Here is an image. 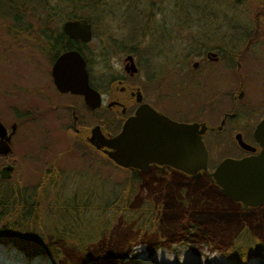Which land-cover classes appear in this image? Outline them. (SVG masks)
Here are the masks:
<instances>
[{
	"label": "flooded vegetation",
	"instance_id": "1",
	"mask_svg": "<svg viewBox=\"0 0 264 264\" xmlns=\"http://www.w3.org/2000/svg\"><path fill=\"white\" fill-rule=\"evenodd\" d=\"M251 1L245 5L255 10L249 13V19L231 25V20L226 21V12L220 3L210 11H203L199 7L184 9L182 0H114L115 8L111 13L107 12L113 16V24L121 26L125 15H136L138 37L128 46L114 38L117 41L114 50H125L126 54H87L93 36V22L98 19L96 7L105 3L93 1L89 5L90 15L70 13L61 21L60 27L65 20L85 19L90 26V39H73L81 44L80 48H72L80 54L69 56L54 71L59 80L78 76L80 62L75 56L78 55L86 75V85L93 94L87 93L86 99L83 94L56 87L52 68L61 54H31L30 64L37 76L29 87H18L17 97L22 98L19 115H28L45 130L55 131L53 139L62 132L68 146L61 153L67 161L73 160L76 164L80 163L78 154L83 160L92 154L105 155L99 138L115 135L123 121L134 116L142 105L174 123L197 124L198 128L204 125L200 135L206 150L204 170L190 175L167 164L156 163H148L143 171L136 170L149 175L151 182L158 185H166L167 174H170L171 181L181 183L185 179L212 180L211 172L222 159H241L261 151L253 132L264 117V79L259 82L256 75L249 73L246 56L251 52V46L257 43L256 37L264 35V0ZM254 1L261 4L255 6ZM149 22H155V30L166 37L169 54L129 53H139L142 49L136 47L135 42L143 34L149 37ZM140 24L146 27L142 28ZM232 27H237V30ZM232 29L241 36L240 50H230ZM184 32L187 33L186 37ZM260 42L264 43V39ZM183 43L190 44L189 50L183 51ZM107 61L108 74L104 81L102 66ZM224 68H227V74L232 69L239 78L237 86H228V89L222 87V80L226 76L225 70L223 75ZM38 76H42L41 81ZM38 81L40 83L37 84ZM143 119L144 126H139L138 133L143 131L147 145V139L154 140L161 127L147 116ZM14 123L16 130L17 123ZM9 125L4 126L6 132ZM166 128L164 125L163 131L168 137L164 139L165 145L172 144L177 150L173 135ZM13 134L10 137L11 149ZM221 136H231L232 140L224 144L225 152L211 164L212 148L209 145L213 147L214 140ZM9 154L4 155L3 159ZM6 163L11 164L8 160H5ZM80 164L85 165L83 162Z\"/></svg>",
	"mask_w": 264,
	"mask_h": 264
},
{
	"label": "trees",
	"instance_id": "2",
	"mask_svg": "<svg viewBox=\"0 0 264 264\" xmlns=\"http://www.w3.org/2000/svg\"><path fill=\"white\" fill-rule=\"evenodd\" d=\"M1 1L7 9L0 14L4 31L12 40L17 38L20 42L26 38L31 53L59 54L81 47L62 32L60 24L53 23L57 12L46 5L47 0ZM254 2L255 6L261 4ZM235 33L231 37L238 43ZM230 50L240 49L238 44L231 43ZM19 117L30 118L25 114ZM103 156L112 166L125 170L123 179L113 181L95 173L94 183L109 181V184L80 185L79 175L77 179L68 176L51 161L40 166L35 181L25 184L22 177L15 181L0 178V243H9L26 257L46 254L54 264H120L115 256L104 251L112 243L118 244L119 251H128L133 243L143 242L148 253L174 242L184 243L196 253L205 246L226 253L236 264L259 254L258 245L264 244V221L254 226L256 231L232 228L226 223V210L211 207L212 202L207 200L197 203L198 200L184 199L173 209L165 208L157 200L135 206L138 184L146 174L119 167ZM167 175L166 185L159 186L164 194L175 189L170 186L173 181L170 174ZM69 177L77 182L72 191L63 182ZM204 180L205 185H193V195L201 192L211 199L220 194L210 178ZM149 190L155 191L156 187ZM231 204L229 209L235 211Z\"/></svg>",
	"mask_w": 264,
	"mask_h": 264
},
{
	"label": "rangeland",
	"instance_id": "3",
	"mask_svg": "<svg viewBox=\"0 0 264 264\" xmlns=\"http://www.w3.org/2000/svg\"><path fill=\"white\" fill-rule=\"evenodd\" d=\"M64 1V2H63ZM47 0L46 5L56 11L54 15L53 23L60 24L67 15L70 13L83 12L90 15L89 5L90 3H104L96 7L98 19L93 22V36L88 44L87 54H126L125 50L115 51L114 44L117 41L122 42L125 45H131V41H134L138 37L137 29L139 22L134 14L125 15L121 21V26L113 24L112 14L108 15L115 8L114 0ZM182 0L184 9H193L199 7L203 11L212 10L213 6L216 7L217 3L221 4V8H224L226 12V21L231 20V25L239 24L241 21H247L249 19V13L255 11L254 8L247 5V0ZM237 1V2H235ZM63 2L61 5L60 3ZM68 3V5H66ZM189 3V4H187ZM57 7V8H56ZM6 7L0 0V14H4ZM111 11V12H110ZM102 12V14H100ZM109 12V13H107ZM0 15V121L6 127L11 122H16L19 117V109L21 104V97H17L18 87L20 85L30 86L33 80L36 78V70L31 66L30 59L32 58L31 47H27L28 43L26 38L19 40L16 38L12 40V36L4 31L1 25L3 16ZM204 20L206 18L204 17ZM141 27H146L140 24ZM156 29L155 22L148 23L149 37L145 34L135 42L136 47H142L140 52L131 51V54H169L170 48L166 43V37L159 33ZM235 30H231V36ZM183 35L186 37L187 33ZM236 37L241 42V36L239 32L235 33ZM114 38L117 40L115 42ZM257 43L251 46V52L246 56L247 66L250 67V74L256 75L258 81L264 79V43L260 42L263 37H256ZM235 40L230 38V43L238 44ZM242 43V42H241ZM190 48V44L183 43V51H187ZM241 49V48H240ZM107 62H104L102 66V77L106 80ZM223 75L226 76L222 80V87L228 89L230 87L237 86L239 78H236L233 70L231 69L227 74V68L222 69ZM225 70V71H224ZM251 75V76H253ZM41 81L42 76H38ZM216 75L214 76V78ZM36 82L37 84L40 82ZM264 81V80H263ZM262 82V81H261ZM14 88L17 92H14ZM248 92V91H247ZM20 120V117H19ZM44 126H39L35 120L31 118L20 120L18 129L13 134L12 139V152L3 159V155H0V167L8 160L13 170L8 180L15 181L19 177L23 178V182L26 184L29 181H35L40 171L42 164L51 161L56 164L63 173L68 176L74 175L80 185H98L102 187L104 184L108 185L109 181L98 183L92 181V176L98 174L104 176L113 181H120L124 178L126 172L117 167L112 166L99 154L88 155L85 160L78 154V160L83 164H76L73 160H66V156L62 154V149L68 146V140L66 136L60 132L53 139L56 134L55 131L50 129L45 130ZM41 135L40 139L39 136ZM44 137V139H43ZM231 136H221L214 140L213 147L209 145L211 149V164L223 155L224 144L231 141ZM79 146V145H78ZM209 148V149H210ZM81 152V151H80ZM79 152V153H80ZM75 155L76 152H71ZM31 160V161H30ZM105 163V166L103 165ZM80 164V167H79ZM92 166L89 168V166ZM96 166V167H95ZM95 172L93 173V170ZM96 168V169H95ZM91 171V173H90ZM93 173V174H92ZM149 175H144L140 184H138V192L134 196V205L142 206L143 201H151L154 203L156 200L161 202L165 208L173 209L178 207L184 199L190 201L206 200L210 203L211 207L221 208L226 213V223H230L232 228L250 229L256 231L254 226L264 221V204L256 207H250L249 209H242L239 204L234 203L225 194H223L216 186L220 194L214 198L204 196L201 192L192 194L193 185L206 184L203 179H185L181 182L171 183V187L175 188L167 194L161 193L162 189L156 182H151ZM63 182L67 184L68 191H72L73 184L77 183L71 177L65 179ZM93 183V184H92ZM146 184V185H145ZM175 184V185H174ZM144 185V186H143ZM151 187H156L155 191L149 190ZM155 199V200H154ZM232 203V204H231ZM234 203V205H233ZM215 204L217 206H215ZM230 204L233 205L235 211L230 210ZM225 207H228L227 209ZM238 208V209H237ZM229 209V210H228ZM234 214V215H233ZM235 220V221H234ZM237 230L236 232H238ZM258 232H256V237ZM256 244V243H255ZM259 254L257 256H251L247 259H242L239 264H264V244L258 245ZM108 256H115L120 264H236L231 258H228L226 253L210 250L205 246H201L199 252H194L188 245L184 243H170L163 246L156 247L151 253L147 252L146 245L143 242L133 243L128 251H119L117 243H112L104 249ZM52 260L46 254H38L32 257H26L24 254L12 247L9 243H0V264H49L48 261Z\"/></svg>",
	"mask_w": 264,
	"mask_h": 264
},
{
	"label": "water",
	"instance_id": "4",
	"mask_svg": "<svg viewBox=\"0 0 264 264\" xmlns=\"http://www.w3.org/2000/svg\"><path fill=\"white\" fill-rule=\"evenodd\" d=\"M63 33L71 39L88 41L90 39V26L83 18L76 20H65L61 24ZM56 59L52 75L54 84L61 90H70L80 93L87 99V93L92 91L86 85V75L80 62L78 76L59 80L55 77L54 71L64 60L74 54H80L77 50H65L60 52ZM149 117L160 124V133L154 140L147 139L145 143L143 131L139 132V126H144L143 117ZM173 135V141L177 144V150L172 144L165 145L166 132ZM16 124L10 123L9 131L6 132L0 121V155L12 152L10 137L15 131ZM204 131V125L198 128L197 124L174 123L167 118L148 110L145 106L139 107L134 116L126 118L120 130L112 137H100L101 145L104 146V153L115 165L122 168H135L143 171L148 163L167 164L184 173L196 175L198 170L206 167V150L202 144L200 135ZM255 141L261 147L257 155L241 159H222L211 172L214 184L229 199L239 203L243 209L258 206L264 203V117L258 122L253 132ZM155 142V144L153 143ZM247 147L245 144L241 143ZM13 166L6 163L0 167V178L8 179Z\"/></svg>",
	"mask_w": 264,
	"mask_h": 264
},
{
	"label": "bare ground",
	"instance_id": "5",
	"mask_svg": "<svg viewBox=\"0 0 264 264\" xmlns=\"http://www.w3.org/2000/svg\"><path fill=\"white\" fill-rule=\"evenodd\" d=\"M48 263H49V264H52L50 260L48 261Z\"/></svg>",
	"mask_w": 264,
	"mask_h": 264
}]
</instances>
